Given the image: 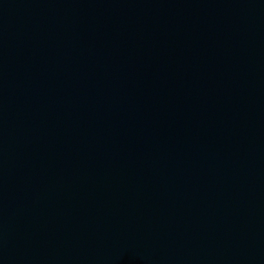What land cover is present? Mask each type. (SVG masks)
Wrapping results in <instances>:
<instances>
[{
    "label": "water",
    "instance_id": "obj_1",
    "mask_svg": "<svg viewBox=\"0 0 264 264\" xmlns=\"http://www.w3.org/2000/svg\"><path fill=\"white\" fill-rule=\"evenodd\" d=\"M0 264H264V0H0Z\"/></svg>",
    "mask_w": 264,
    "mask_h": 264
}]
</instances>
